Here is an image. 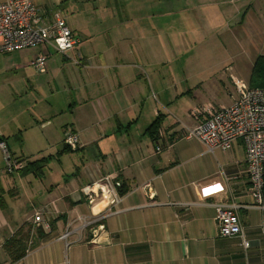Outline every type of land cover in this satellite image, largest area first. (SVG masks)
<instances>
[{
    "label": "crops",
    "instance_id": "1",
    "mask_svg": "<svg viewBox=\"0 0 264 264\" xmlns=\"http://www.w3.org/2000/svg\"><path fill=\"white\" fill-rule=\"evenodd\" d=\"M33 2L59 10L82 43L64 54L50 44L36 47V56L47 55L46 73L53 75L55 90L49 81L51 95L35 98V114L23 130L38 127L51 142L75 133L76 150L85 156L68 170L51 154L26 157H48L42 176L34 173L28 182L30 189L24 173L2 175L0 264H264V209L250 194L242 141L210 151L187 137L195 103L185 107L184 98H197L195 90L178 86L177 77L163 86L162 61L145 54L161 51L163 38L169 43L171 30L186 20L193 33L217 35L235 25V33L247 34L254 60L264 54V0ZM158 117L154 139L147 129ZM1 134L9 149L8 136ZM48 169L54 170L51 177ZM109 173L125 183V191L116 212L101 217L105 206L92 210L80 188ZM231 199L239 205L247 248L241 236L218 235L215 204ZM37 212L49 221L48 229L34 222ZM79 217L93 222L83 225ZM22 225L31 228L28 247L14 262L5 242ZM97 225L103 228L93 243L91 229Z\"/></svg>",
    "mask_w": 264,
    "mask_h": 264
},
{
    "label": "built area",
    "instance_id": "2",
    "mask_svg": "<svg viewBox=\"0 0 264 264\" xmlns=\"http://www.w3.org/2000/svg\"><path fill=\"white\" fill-rule=\"evenodd\" d=\"M81 43V38L68 26L66 18L59 10L39 9L33 0L0 1V52L10 53L50 44L56 52L64 54L79 47ZM30 65L40 72L46 71L47 55L39 53L30 61ZM231 82L236 95L231 104L205 103L193 107L189 114L194 125L187 130L186 136L199 139L210 151L228 150L241 140L250 194L255 205L264 209V86H247L236 78H232ZM63 144L70 149H77L78 136L72 132L65 133ZM0 149L5 157L7 172L21 169L23 162L12 160L4 140H0ZM155 150L160 152L161 147L157 145ZM119 186L117 177L109 173L81 186L80 190L88 199L92 210L99 204L105 206V212L100 213L104 217L116 212L115 207L121 197ZM215 186L216 184L212 185ZM215 207L218 235L241 236L242 244L247 248L249 241L242 236L239 205L231 199L219 201ZM79 220L83 225L93 222L85 217H79ZM34 222L40 223L43 229L49 227V221L43 219L40 212L35 213ZM102 228V225H97L91 229V242L97 243ZM68 235L69 231H66L62 237L66 238Z\"/></svg>",
    "mask_w": 264,
    "mask_h": 264
},
{
    "label": "rangeland",
    "instance_id": "3",
    "mask_svg": "<svg viewBox=\"0 0 264 264\" xmlns=\"http://www.w3.org/2000/svg\"><path fill=\"white\" fill-rule=\"evenodd\" d=\"M180 21L177 24L181 28L176 31L171 30L168 36L169 43L165 37L163 38L161 51L150 53L152 57L149 51L145 52L149 61H152L154 57L162 61L161 84L166 86L170 80L177 77L180 82L175 84L180 87L186 84L195 90L197 98L192 95L185 97V107L190 106L191 102L195 103V106L205 103L228 104L230 100L232 102L236 96L231 82L232 78L240 80L244 85H251L256 58L252 60V56H250L255 49L253 46V50L247 47L245 42L247 34L245 31H242L241 34L235 33L232 29H239L235 28V25L232 29L217 35L211 34V32L193 33L188 30L186 20ZM164 23L165 21H162V24ZM164 29L162 28V30ZM240 38L242 41L239 40ZM262 46L264 49V42H262ZM35 57L36 47L10 53L0 52V135L3 133L8 136L9 153L13 161L23 162L21 169L26 165V157L35 158L51 154L52 157L61 158L68 170L73 165L80 164V158L85 156L82 150L59 152L63 147V141L51 142L47 140L42 134V129L38 127H28L23 130L26 124L32 122L36 111L35 98H47L51 95V87L47 85L49 81L55 90L52 82L53 75H49L46 71L40 72L30 65V61ZM170 73L172 76L168 75ZM184 76L188 79L187 82H184ZM58 78H61L60 74H58ZM33 87H37L39 90L36 91L38 92ZM49 92L50 94H48ZM61 95L62 93L59 92L55 96L59 99ZM47 104V100L41 103L45 106V110L48 109ZM4 115H8L7 119L3 117ZM23 138L25 139L23 140ZM13 161L10 160L11 163H14ZM6 169L5 157L0 149V178L3 174L9 173ZM19 170H14L11 173L18 174ZM46 173L51 177L54 170L48 169ZM24 174L23 182L30 189L28 182L32 180L34 173L27 171Z\"/></svg>",
    "mask_w": 264,
    "mask_h": 264
},
{
    "label": "trees",
    "instance_id": "4",
    "mask_svg": "<svg viewBox=\"0 0 264 264\" xmlns=\"http://www.w3.org/2000/svg\"><path fill=\"white\" fill-rule=\"evenodd\" d=\"M252 87H263L264 86V54H261L257 56L254 62L253 66V72H252V78H251V85ZM160 118L158 117L155 119L150 126L147 129V132L154 138L156 139L158 136V130H159V123H160ZM65 148L62 150L64 151H71L73 149H70L68 146L64 145ZM76 150V149H75ZM48 157H41L37 160L33 161H26V165L19 170L21 173H25L27 171H32L38 176H41L43 174V166L46 164V161ZM118 191L120 194H123L125 191V183L120 182V186L118 188ZM263 202H264V187H263ZM22 225L9 239L6 240L5 246L8 250V252L12 257V260L18 261L20 260L23 256L24 253L26 252V249L28 247V241L30 237V231L31 228L30 226L26 229L23 230ZM42 230H39L38 236L42 234ZM16 253V254H15ZM15 254V255H13Z\"/></svg>",
    "mask_w": 264,
    "mask_h": 264
}]
</instances>
